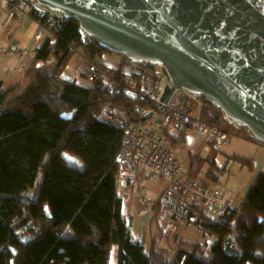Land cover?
I'll return each mask as SVG.
<instances>
[{"label":"trees","instance_id":"16d2710c","mask_svg":"<svg viewBox=\"0 0 264 264\" xmlns=\"http://www.w3.org/2000/svg\"><path fill=\"white\" fill-rule=\"evenodd\" d=\"M32 15L47 22L46 15ZM47 24L50 33L24 71L29 83L0 80V264H109L115 246L122 264H264L263 172L240 207L219 217L207 213L203 203L186 199L188 219L196 217L200 229L216 237L210 251L207 242L177 238L170 253L157 236L148 247L133 237L118 190L123 130L101 112L111 105L131 110L137 100L111 92L104 82L85 86L64 79L78 50L85 48L97 63L112 50L94 37L84 42L78 18ZM200 97L203 119L236 125L254 138L248 127ZM229 160L254 170L251 159L236 154Z\"/></svg>","mask_w":264,"mask_h":264},{"label":"water","instance_id":"95a60500","mask_svg":"<svg viewBox=\"0 0 264 264\" xmlns=\"http://www.w3.org/2000/svg\"><path fill=\"white\" fill-rule=\"evenodd\" d=\"M102 46L165 67L264 143V0H36ZM146 115L143 119L148 118Z\"/></svg>","mask_w":264,"mask_h":264},{"label":"built area","instance_id":"2783aa9c","mask_svg":"<svg viewBox=\"0 0 264 264\" xmlns=\"http://www.w3.org/2000/svg\"><path fill=\"white\" fill-rule=\"evenodd\" d=\"M2 9L10 14L20 11L22 19L33 18L34 11L46 15V23L38 21L39 31L35 35L38 40L44 39L47 31H50L47 23L54 24L66 17L61 11L50 9L36 0H0V14ZM83 36L84 42L92 37L86 32ZM11 51L19 56L22 63L35 56L34 50L18 46H13ZM101 64L102 62L85 59L82 72L93 80L106 83L111 92H126L137 100L131 110L111 105L101 112L103 118L123 130L122 146L117 158L118 186L139 181L143 203L151 204L146 187L141 184L144 179L141 175H152L178 183L193 198L206 196L208 187L202 186L199 181H179L183 173L179 149L190 146L189 133L192 130L200 132L209 143L217 147L228 143L229 133L223 127L201 117L200 96L177 87L166 102L162 101L166 90L173 83L165 68L160 65L141 67L132 60L124 61L123 67H106ZM146 115L150 116L143 119ZM211 192L207 196L208 207L218 209L220 215L224 214L227 207L222 192L219 188L212 189ZM146 212L147 210L144 211Z\"/></svg>","mask_w":264,"mask_h":264},{"label":"rangeland","instance_id":"374dc122","mask_svg":"<svg viewBox=\"0 0 264 264\" xmlns=\"http://www.w3.org/2000/svg\"><path fill=\"white\" fill-rule=\"evenodd\" d=\"M2 10L3 12H1V14H10L7 13L5 9ZM13 14H15L16 17L22 21L26 19H22L20 17L22 15L20 11H15ZM49 33L50 31H47V34ZM76 55L81 58L83 69L85 59H89V61L92 60L94 62V60L89 56V51L85 48L83 50H78ZM108 56L120 57L126 61L125 55L118 52L112 51L111 53H108ZM101 62L102 65L111 67L108 64L109 62L105 61V59H103V61L101 59ZM160 66L165 68L163 65ZM11 82L12 83L9 82L7 84L23 86L29 83V79L26 78L22 72H20L13 80H11ZM95 82L96 80H93V85ZM200 99L203 107V99L201 97ZM223 128L229 133L228 143L220 148L219 155H221V158L217 163V159H215L216 156L213 153L212 147L209 145L199 151L197 150L198 154L202 157L199 158L200 167L198 171L195 166H190L188 168L185 164V158L181 155L182 152H189L191 150V146L187 148L181 147L178 152L179 157L183 160V173H181L182 175L180 176L179 181H199L202 186L208 187V189L206 188L208 191L206 196L193 198L188 192L185 193L178 183H171L165 178L142 174L141 177L144 179L142 181L140 180L142 182L141 184L146 187L147 194L152 200L151 204H147L142 201L143 191L139 181H134L133 192H127V195L129 198L131 197V204L133 205L132 213L135 215L134 218H140L136 219L133 223L134 233L142 240L145 246L148 247L152 238L157 236L160 245L170 248V253L177 246V238L207 242L208 249L210 251L216 241V237L200 229L196 223V217L195 220L188 219L190 210L184 209V206H189L186 199L191 202L203 203L207 206V213L211 214L208 210L209 205L206 203L208 200L207 196H210L212 189L219 188L224 195V198H228L229 200L224 202L227 209L231 207L239 208L242 204L240 202H242L243 198L246 196L250 185L252 184L255 176L259 173L261 165L264 163V143L256 141L255 138H252L248 133L245 135L246 131L241 130L236 127V125L232 126L228 124ZM253 143H259L261 146ZM236 154L244 158L251 159L254 163V170H249L243 162L238 160H229L227 162L228 155L233 156ZM212 158L215 159L217 166L215 163L211 164L213 160ZM71 159L74 160V158ZM225 163L227 167L224 171H222L220 167H223ZM216 176L218 177V180H215ZM125 185L122 187L118 186V189L125 187ZM164 188L168 191H164L165 193L163 194V197H160L161 191H163ZM160 199L161 202L159 201ZM162 199H164V202ZM229 202L234 206H231ZM145 210H147L146 213H144ZM131 218L132 217L128 215L126 216L128 222H131ZM164 229L167 231H164ZM111 255V264H121V261L116 255V246L114 247Z\"/></svg>","mask_w":264,"mask_h":264},{"label":"crops","instance_id":"0c3cea01","mask_svg":"<svg viewBox=\"0 0 264 264\" xmlns=\"http://www.w3.org/2000/svg\"><path fill=\"white\" fill-rule=\"evenodd\" d=\"M38 31H39V23L37 20L33 19L32 17L26 18L25 20L22 21L18 19L16 15L13 13L12 14H0V80H3L7 84L9 82L12 83L11 80H13L20 72H22L23 75L25 76L24 74L25 69L30 65V63L33 61V59L36 56L35 49L39 47L44 40V39L38 40L35 38V35L37 34ZM13 46H18L20 48L34 50L35 56L29 57L25 63H22L21 60L19 59V56L15 52L11 51V48ZM103 59L109 62L108 64L111 67H123L124 66L123 58L105 56ZM82 66L83 65H82L81 58H79L75 54L73 60L70 62L68 67L63 72L62 77L67 80H75L79 84H82L85 86H93V79L83 74ZM189 140H190L191 150L189 152L181 153V155H183V157L185 158L184 159L185 164L187 165L188 168L190 166L191 167L195 166L197 167V171H198L200 167L199 158H202V157L200 156V154H198L197 150L199 151L207 145L212 147L213 153L216 156L215 159H217L216 163L220 161L221 155H219L220 153L219 150L221 147L219 148L215 144L209 143L205 139L204 135H202L200 132L196 130L190 131ZM253 144L260 145L259 143H253ZM212 159L215 161L214 158ZM259 172L264 173V163L261 165ZM252 184L250 185V187L252 186ZM133 186H134V181L128 183L127 185H125V187L120 188L118 190H119V196L122 199V211L125 214V217L127 215L132 217L130 219L131 222L129 223L131 225L133 237L136 240L142 242V240L139 237H137V235H135L134 226H133L134 221L140 218H136V219L134 218L135 215L132 213L133 205L131 204V197L129 198V196L127 195V192L128 193L133 192V188H134ZM222 197H223L224 202L229 201L228 198H224V195ZM229 204L231 206H234L230 202ZM208 210L211 214H213L214 217H219L220 214H219L218 209L214 207H208ZM111 261L112 259L110 258L109 264H111ZM120 263L122 264V262Z\"/></svg>","mask_w":264,"mask_h":264},{"label":"bare ground","instance_id":"6f19581e","mask_svg":"<svg viewBox=\"0 0 264 264\" xmlns=\"http://www.w3.org/2000/svg\"><path fill=\"white\" fill-rule=\"evenodd\" d=\"M236 123V122H235ZM238 124V123H237ZM247 127V126H246ZM249 129V128H248Z\"/></svg>","mask_w":264,"mask_h":264}]
</instances>
